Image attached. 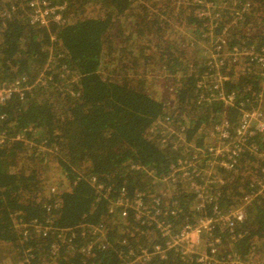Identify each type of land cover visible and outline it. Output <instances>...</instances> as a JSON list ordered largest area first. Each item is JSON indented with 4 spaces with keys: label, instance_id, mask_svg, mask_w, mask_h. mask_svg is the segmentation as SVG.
I'll return each mask as SVG.
<instances>
[{
    "label": "trees",
    "instance_id": "1",
    "mask_svg": "<svg viewBox=\"0 0 264 264\" xmlns=\"http://www.w3.org/2000/svg\"><path fill=\"white\" fill-rule=\"evenodd\" d=\"M46 1L60 23L0 0V87L23 94L0 103V264H195L153 256L169 239L158 224L178 235L264 180V156L211 166L220 123L234 136L241 112L264 119V72L243 54L264 52V0ZM195 171L221 182L202 210ZM247 213L214 236L264 264V196Z\"/></svg>",
    "mask_w": 264,
    "mask_h": 264
},
{
    "label": "built area",
    "instance_id": "2",
    "mask_svg": "<svg viewBox=\"0 0 264 264\" xmlns=\"http://www.w3.org/2000/svg\"><path fill=\"white\" fill-rule=\"evenodd\" d=\"M29 8L31 10L29 18L32 24L47 26L50 23L58 24L61 21L59 13L62 11V8L51 7L46 0H31ZM243 54L244 56L251 57L256 62L259 70L264 72V52L262 55L254 56L247 53ZM262 77H264V74H262ZM215 80L219 83L225 81V78L220 76ZM15 95L23 97L22 89L18 83L0 87V103L9 100ZM231 99L230 97L229 99H225L219 94V100H222L227 105H232ZM240 114L241 118L238 126L234 129V136L230 134L232 127L228 122L223 121L215 128V133L218 135L215 136L218 137L219 146L213 150L215 155L212 157L210 154V156L219 161L212 163L211 166L229 170L240 159L241 155L264 156V153L259 152L260 148H264V119L261 113L256 109L252 112L243 111ZM179 168L178 170L183 168L182 171L190 170V168L184 165L182 167V164H179ZM261 173L264 175V169L261 170ZM195 175L196 177L201 175L206 178V181L203 183L190 184V189L196 195L195 202L198 208L202 210L203 203L210 201L207 186L221 184V182L217 179H212L210 173H206V171H195ZM255 185L256 191L249 196H245L239 207L225 213L214 211L211 217L199 218L195 225L185 227L178 235L171 236L168 226L158 224L162 236L169 239L162 247L155 249L152 253L153 256L164 258L166 252L173 251L179 253L183 259L195 264H259L256 260L247 262L240 256L226 253L225 251H227V248L230 249V245H221L220 240L216 238L217 236H214L218 231L220 234L225 232L233 234L236 227L246 222L248 214L247 206L260 196H264V180L255 183ZM130 207L132 206L127 204V209H130ZM133 211L138 220L143 217V219L150 223L156 222L154 216L145 213L137 214L140 212L138 206L133 208ZM240 238L242 237H236L235 239L238 241ZM232 240H234V237H232ZM151 258L147 253H144L138 261L146 263Z\"/></svg>",
    "mask_w": 264,
    "mask_h": 264
},
{
    "label": "rangeland",
    "instance_id": "3",
    "mask_svg": "<svg viewBox=\"0 0 264 264\" xmlns=\"http://www.w3.org/2000/svg\"><path fill=\"white\" fill-rule=\"evenodd\" d=\"M51 185H58L59 182H57V178L56 177H53V180L51 179ZM50 188V187H49ZM56 188V187H55Z\"/></svg>",
    "mask_w": 264,
    "mask_h": 264
},
{
    "label": "crops",
    "instance_id": "4",
    "mask_svg": "<svg viewBox=\"0 0 264 264\" xmlns=\"http://www.w3.org/2000/svg\"><path fill=\"white\" fill-rule=\"evenodd\" d=\"M227 251H230V249H229V248H227Z\"/></svg>",
    "mask_w": 264,
    "mask_h": 264
}]
</instances>
